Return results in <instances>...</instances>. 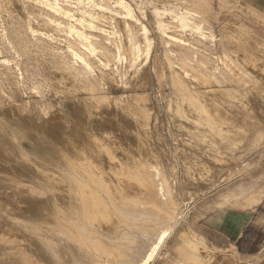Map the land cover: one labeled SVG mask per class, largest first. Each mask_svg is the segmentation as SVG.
Wrapping results in <instances>:
<instances>
[{
  "label": "bare ground",
  "instance_id": "6f19581e",
  "mask_svg": "<svg viewBox=\"0 0 264 264\" xmlns=\"http://www.w3.org/2000/svg\"><path fill=\"white\" fill-rule=\"evenodd\" d=\"M213 1L138 0L147 26L126 0H0L8 27L0 53L14 49L26 73L0 66V264H264L241 262L234 246L219 248L193 227L213 211L251 210L264 193L256 183L262 173L249 174L246 161L264 153V107L256 112L228 88L200 80L195 70L210 69V46L197 48L200 61L191 64L182 38L165 30L192 27L200 40L202 28L211 29ZM221 23L223 55L264 103V41L245 31L247 23ZM115 27L125 38L117 39ZM141 53L150 67L136 63ZM121 56L132 64L127 71ZM120 85L129 93L113 95ZM25 87L35 89L28 99L19 96ZM219 181L227 186L197 215L184 211Z\"/></svg>",
  "mask_w": 264,
  "mask_h": 264
},
{
  "label": "rangeland",
  "instance_id": "374dc122",
  "mask_svg": "<svg viewBox=\"0 0 264 264\" xmlns=\"http://www.w3.org/2000/svg\"><path fill=\"white\" fill-rule=\"evenodd\" d=\"M21 1L22 2H30L31 0H21ZM126 1H128L131 4V7L133 8L135 14L138 17L141 18V14L138 12L137 7H136V2L138 0H126ZM217 1L218 0H214L213 1V9H212V15H211L212 21H211V25H210L211 29L208 30V29L202 28V32L204 33V36H202V38L200 40H196V38L201 37V36L192 27H182V26H177V24H174L173 27L170 26V27H168L165 30L168 33H173V34L176 33L175 36L177 35L176 36L177 38H180V37L182 38V44H184V48L188 47L186 49H188V52L190 51L189 53H191L190 59H189L190 62L192 61L191 64H193V62L196 61V60L200 61L199 57L201 56V53H200L201 50L202 51L204 50L205 53L209 51L208 53H206L208 58H204V59H206L208 61L207 64L210 67V69H204V70H201V71H198L199 69L197 71L195 70V74L199 77L200 80L203 79V80L209 81L210 84L212 85V87L215 88V89H218V91H223V90L228 88V90H230V92L237 94V96L239 98H241V101L243 102L244 106L249 107L250 104H251V105H253V107H255V109H257V110H255L256 112H260L259 111V107H264V103H263L262 99L257 95V93L250 86L249 77L248 76H243V77L237 76V73L234 72L232 70V68L229 66L230 63H232V59L223 55V49L226 47V45H225L226 42L221 40V35H220L218 27H220V25L222 24L221 23L222 20H225L226 25L228 27L233 26L234 21H237V22L243 23V24L247 23L245 25L246 27H243L245 29V31L249 32L251 35L256 37L259 41H264V0H248V1H244V2L242 0H231L233 3L235 2L234 5L233 6L228 5V6H224V7L219 6ZM236 4H237V7H236ZM111 5H112V7L116 8V11H119V12L123 11L121 9V7L119 5H115L114 2H112ZM242 5H245V6H242ZM232 7H234L233 9L235 10V12H234V10H231ZM242 7H244V8H242ZM238 8L241 9V11L238 10ZM91 10L92 11L93 10L96 11L93 8H91ZM46 11L48 13H50L49 10L46 9ZM103 11H104L105 15H108V16L112 17V19L110 18L112 21L123 20L124 19V20L129 21V23L133 27H137V24H135L127 16L123 17L122 14L117 13L116 11H109V10H103ZM103 11H101L102 14H103ZM96 12H98V11H96ZM245 12H247V13H245ZM235 13H237L238 15H236ZM145 14H147L148 18H153V13L147 7V5L145 6ZM6 20H7L6 13L1 11L0 12V33L5 32L4 28H8V27H3L4 25L6 26V24H7ZM164 20H166V21L170 20V16L169 15H165ZM141 22H144L145 24H147V26H149V23L143 17L141 18ZM117 24L119 26V23H116V25ZM31 25L33 27L38 28V29L41 28V26L37 22H33ZM106 26H109V25L106 24ZM105 28L106 29H110V27H105ZM115 28H118L119 35L121 34L119 36L118 32H117L116 38L118 36L119 37L117 39L125 38L123 36L124 35L123 31L120 30L119 27H115ZM86 29L87 30H91L93 32H96L95 29L85 28V30ZM121 31H122V33H121ZM138 31H137L138 33H141L140 30H138ZM59 34H60V39L63 38L61 41H63L64 40V36H66L67 34H65V33L62 34V32H59ZM150 34H152V33L150 32ZM192 35H193V37H192ZM61 36H63V37H61ZM181 38L177 39L176 41L181 40ZM140 40H142V39H140ZM186 41H188V42H186ZM194 41H196V42H194ZM204 42H205L206 46H210V48H206L208 51L204 49L205 48ZM170 43L171 44L169 46L170 47H175V48L177 46H179V44H180L179 43L178 45L174 46L175 43H173V42H170ZM199 43H200V45H199ZM172 44H174V45H172ZM188 44H190V45L188 46ZM177 48H181V47H177ZM197 48L201 49V50L197 51L198 50ZM3 53H5V54L0 53V61L4 59L5 62L4 63L0 62V66H2V65H3V67L7 66L6 70L9 67V70L10 69L14 70L15 73H18V75L20 77H23L24 74H26V73L23 70L24 69L23 65L21 64V62H19V61H21L23 59V57L21 55H19V53H16L14 49L7 50V52H3ZM208 54H211L210 55L211 57ZM192 56H194V57H192ZM122 58H121L120 62H123V60L125 62H123L124 64L123 63H120L121 65L119 64V66H121L120 69L122 70V67H123V71L124 70L127 71L128 67H129L128 64H131V63L128 61V58L126 59V56H125L126 60L124 58L123 59ZM178 60L181 63L186 64V61H185L184 57H180ZM17 63L18 64L20 63V64L18 65ZM136 63L138 65L147 64L150 67L152 65V58L149 57L146 60V63H145L144 54L141 53V55L136 59ZM125 64L128 67L125 66ZM131 66H132V64H131ZM131 66L129 67V69L131 68ZM164 66H165L164 69H166V72L168 73L166 65H164ZM188 68L193 70L191 65H188ZM224 69L226 70L227 73H225V72L223 73L222 72ZM148 71H149L148 75L150 76V80L152 81V85H151V88H150L151 93H152V97H153V99L155 101H157V100L160 99V92H159L160 90H159V87L156 84V80H155V77H154V74H153L151 68ZM190 74H191V72H188L186 75H184V73H182V75L181 74L179 75V73H178L179 80H188V79H190ZM43 76H45V77H53L52 72L47 70V69L44 70ZM123 80H124V78H123ZM123 86H126V85L123 84ZM123 86L120 85V86H118L117 89H114L113 90V95H120V94H123V93H129L128 89L123 90ZM245 89L247 91H249L247 96L243 95V93H242V92L246 91ZM137 90H138V92H141V89H137ZM31 91L35 92V89L32 90L31 88H26L25 87L23 94H21V93H20V95L18 93L17 94L19 96H21L22 99H28L29 96L34 95V93H31ZM168 92H169V88L165 86L163 88L164 96H167ZM18 95H15L14 97H16V99H19ZM26 95H28V96H26ZM163 104H164V101H163ZM166 121L167 120H166V117L164 115V122L166 123ZM151 128H152L153 131H155V127H151ZM163 136L168 142L170 141V138H169V136L166 133H163ZM260 155L261 154L258 155L256 153H254L252 156H249V157L246 158V161H248V163H252L253 164L252 167L247 172L249 174L256 173V172L258 174L262 173L263 176L256 178V179H258V181L260 180L259 182H256V183L258 185H260V186H264V185H262V184H264V153H263L262 156H260ZM235 180H236V178H233V179L229 180L228 182H229V184H232ZM261 180H263V181H261ZM218 184H219V186L217 187L216 190L212 191L211 193L207 194L206 196H199L193 202L188 203L184 207V211L188 212L189 214H192V215H197L198 212L201 209V203L204 200H207L208 197L215 198L216 196H218L219 192L222 191L223 186H224V188L227 186V185L225 186V182L224 181H222V182L219 181ZM222 210L225 211L227 209H222ZM213 212H215V211H213ZM213 212H211V214ZM206 216L197 219L195 221L193 227L196 230H198V232L201 233L207 240H209L212 244L216 245L219 248L226 249L228 247L233 246V245H227V244L218 245V244L214 243L213 241H211V239L209 237H211L212 234L205 227V225L203 223V221L206 219L205 218ZM180 222L184 223V222H186V219L184 217H182ZM236 258L238 260L240 259V261L243 262V263H250V262H253L254 260L256 261L258 259L264 258V250L261 251L260 253L256 254V255H252V256L241 255V254L237 253V251H236Z\"/></svg>",
  "mask_w": 264,
  "mask_h": 264
},
{
  "label": "crops",
  "instance_id": "0c3cea01",
  "mask_svg": "<svg viewBox=\"0 0 264 264\" xmlns=\"http://www.w3.org/2000/svg\"><path fill=\"white\" fill-rule=\"evenodd\" d=\"M205 218L203 223L214 243L233 245L237 253L245 256L264 250V193L251 210H218Z\"/></svg>",
  "mask_w": 264,
  "mask_h": 264
}]
</instances>
